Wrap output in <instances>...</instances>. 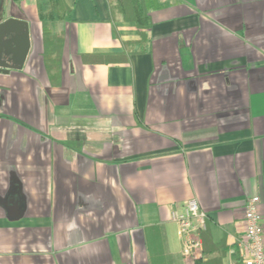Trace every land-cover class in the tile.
Masks as SVG:
<instances>
[{
    "label": "crops",
    "instance_id": "obj_1",
    "mask_svg": "<svg viewBox=\"0 0 264 264\" xmlns=\"http://www.w3.org/2000/svg\"><path fill=\"white\" fill-rule=\"evenodd\" d=\"M109 2L0 0L31 40L0 72V264H242L254 195L264 226V0H159L128 61H85L141 39ZM192 197L194 256L172 218Z\"/></svg>",
    "mask_w": 264,
    "mask_h": 264
},
{
    "label": "built area",
    "instance_id": "obj_2",
    "mask_svg": "<svg viewBox=\"0 0 264 264\" xmlns=\"http://www.w3.org/2000/svg\"><path fill=\"white\" fill-rule=\"evenodd\" d=\"M260 196L248 199L245 210L246 232L240 240L242 264H264V226L259 209ZM172 218L178 225V232L187 255L194 256L203 248L201 232L207 229V212L198 199H188L182 208H175Z\"/></svg>",
    "mask_w": 264,
    "mask_h": 264
},
{
    "label": "trees",
    "instance_id": "obj_3",
    "mask_svg": "<svg viewBox=\"0 0 264 264\" xmlns=\"http://www.w3.org/2000/svg\"><path fill=\"white\" fill-rule=\"evenodd\" d=\"M113 17L116 14H121L125 21L133 22L141 36L140 40L124 41L125 49L121 52L110 53H88L83 54V59L89 62H122L128 61L130 55L137 51L139 43L145 45L148 40V30L152 27L151 10L159 8L161 3L159 0H110L109 2ZM43 33L45 43V59L51 63L61 55L63 48L62 37L53 33L47 23L43 22ZM50 64V65H51ZM206 231L201 232V236L205 235ZM198 263V260L196 261Z\"/></svg>",
    "mask_w": 264,
    "mask_h": 264
},
{
    "label": "water",
    "instance_id": "obj_4",
    "mask_svg": "<svg viewBox=\"0 0 264 264\" xmlns=\"http://www.w3.org/2000/svg\"><path fill=\"white\" fill-rule=\"evenodd\" d=\"M31 46L26 20L9 17L0 22V72L21 69Z\"/></svg>",
    "mask_w": 264,
    "mask_h": 264
}]
</instances>
